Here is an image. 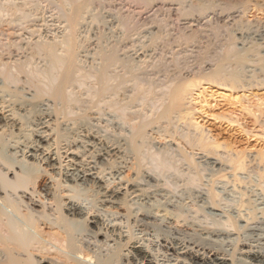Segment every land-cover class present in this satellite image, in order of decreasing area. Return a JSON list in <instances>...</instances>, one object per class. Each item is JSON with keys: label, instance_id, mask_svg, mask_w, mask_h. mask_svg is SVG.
Returning <instances> with one entry per match:
<instances>
[{"label": "bare ground", "instance_id": "1", "mask_svg": "<svg viewBox=\"0 0 264 264\" xmlns=\"http://www.w3.org/2000/svg\"><path fill=\"white\" fill-rule=\"evenodd\" d=\"M43 1L55 4L57 13L34 16L41 0H0V25L32 22L13 28L4 42L0 37V264H159L155 253L139 246L134 227L160 230L163 253L190 264H264V153L221 150L195 118L193 102L212 108L208 96L215 93L206 91L217 86L238 106L221 117L246 135L264 137V93L258 92L264 74L251 59L244 76L235 75L219 64L222 50L211 49L210 32L197 36L220 12L183 16L188 34L182 30L177 44L159 53L157 37L145 40L154 16L148 26L144 14L154 7L135 11L125 0ZM261 2L255 11H264ZM97 9L110 15L113 39L97 38L87 67V38L80 36ZM239 39L241 52L256 45L264 56V29ZM83 78L94 80V89L89 84L86 90ZM133 82L144 85L138 91L132 85L129 95ZM255 170L257 180L249 175ZM194 176L203 183L192 184ZM67 198L88 201L90 217L80 222ZM108 214L122 215L129 234L122 222L106 224L101 217Z\"/></svg>", "mask_w": 264, "mask_h": 264}, {"label": "rangeland", "instance_id": "2", "mask_svg": "<svg viewBox=\"0 0 264 264\" xmlns=\"http://www.w3.org/2000/svg\"><path fill=\"white\" fill-rule=\"evenodd\" d=\"M42 2H40V7H39V9H40V11H35L34 13V16H36V14H37V16L40 14L41 15V13H45V16L47 17V16H49V15H51L52 13H57L56 11H54V10H57V8H56V6H55V4H51V3H49V2H45V1H43V0H41ZM110 1V0H109ZM125 1H127V2H129V3H131V4H133V6L131 7L132 8V10H134L135 9V11H140V10H144V11H147V10H151L153 7H154V10L155 11H150L151 13H149V14H144V17H146L144 20H145V23H148L147 25L149 26L150 25V22L152 21V17H153V21L151 22V25L149 26V27H151L152 29H154V31L151 29V28H149V30L150 31H152L155 35H152V33L151 34H149V30H147V33H146V35H147V38H145V40L146 39H148L150 42L151 41H153V40H155L156 39V37H157V39H156V44L158 43V46H156V44L155 45H153L155 48L157 47V50H159V53L160 52H162L161 51V49L163 50V49H165L166 48V46L168 47V46H170L171 44H173V45H175V44H177V40H180L179 38V35L181 36L182 35V30H185V26H184V22L183 21H186V19H184L185 17H187V16H189L190 17V15L191 16H193V15H196V14H204V15H211V16H213L212 14L213 13H219L220 12V17L219 18H214L213 19V21L211 20H209L208 22H207V27L210 25V28L209 29H207L206 31H201V33L199 32V33H197V36H198V34H202L203 33V35H204V33L207 35L209 32V34L208 35H210L209 37H211L210 38V40H209V43L210 42H212V44L213 45H211L212 47H211V49L213 50V46H214V52H218L219 51V49H216V48H221L220 49V51H221V60H219L220 62H219V64L220 65H224L227 69H228V71L230 70V72H234V74L235 75H242V76H244V74H245V72H244V70H243V67L245 68V66H248V64H250L251 63V59H252V61H254L255 62V64L259 67V69H260V72L262 73V74H264V56H261V54L263 53L262 51H263V48H260V47H258V46H256V45H253L254 47L253 48H249L250 50H248L247 52L246 51H243V52H241L239 49H238V46H239V44H238V42L237 41H240L241 39H239L238 40V38L240 37V33L244 36V35H246L247 33H249V32H251V31H254V29L256 30H259V29H264V11L263 12H258V11H255L256 10V6L258 5V4H260V3H262L261 2V0H139V2H138V0H125ZM137 1V2H136ZM112 2H114V0H111V3ZM46 3V4H45ZM139 3H140V6H139ZM44 4H45V6H44ZM138 6H137V5ZM50 5H52V6H50ZM135 5V6H134ZM142 5H143V7H142ZM112 6H113V4H112ZM152 6V7H151ZM45 7V8H44ZM160 7V8H159ZM164 7V8H163ZM56 8V9H55ZM157 8V9H156ZM195 9V10H191V9ZM38 9V10H39ZM137 9V10H136ZM164 9V10H163ZM166 9H168V10H166ZM189 9V10H188ZM251 9V10H250ZM50 10V11H49ZM97 10H99V12H98V14H97V11H95V13L96 14H94V11H93V14H91V16L89 17V19H88V22H89V24L88 25H86V28H84V31L82 32V34H81V36H83V37H81L80 36V38H83V39H85V38H87V39H85V40H83V43L85 44V45H87V49H85V54H89L90 55V53L92 54V55H88V59L86 60L87 62V64H86V66L88 67V66H90V65H88V64H91V63H89V62H91L92 61V56H94L93 54H95L96 52V49L98 50V45H99V43H98V41H99V39L101 38V37H105V38H101V40L100 41H102V42H104V41H106L107 40V38L109 39L111 36H112V30L110 29V31H111V33L109 32V28L110 27H107L108 26V24H109V20H111V18H110V15H109V17H108V13H106V12H101V10H103V9H97ZM171 10H173V11H171ZM176 10V11H175ZM188 10V11H187ZM191 10V11H190ZM198 10H199V12H198ZM239 10V12L238 13H235V14H239V16H236L235 18H232V19H230V17L229 16H231L232 14H234V12L235 11H238ZM263 10H264V8H263ZM53 11V12H52ZM58 11V10H57ZM123 11H125V13L127 14L128 13V11H126L125 10V8H124V10ZM162 11V12H161ZM193 11V12H192ZM248 11H250V12H248ZM39 14H38V13ZM155 13V15H154V13ZM157 12V13H156ZM171 12V13H170ZM173 12V13H172ZM175 12V13H174ZM177 12V13H176ZM190 12H192V13H190ZM196 12V13H195ZM51 13V14H50ZM102 13V14H101ZM103 13H106V14H103ZM122 13H124V12H122ZM121 13V14H122ZM129 13H131V12H129ZM128 13V14H129ZM104 17H102L101 15ZM116 14H117V16H118V14H120L119 12H116ZM131 14H133V13H131ZM166 14V15H165ZM188 14V15H187ZM190 14V15H189ZM241 14V15H240ZM39 15V16H40ZM93 15H95V16H93ZM133 15H136V14H133ZM187 15V16H186ZM98 16H99V18L100 19H98ZM156 16V17H155ZM158 16L160 17V19L158 18ZM183 16H185V17H183ZM91 17H94L96 20V22L94 21V18H91ZM148 17V18H147ZM104 20H102V19ZM165 18V19H164ZM168 19V21H167V19ZM169 18H170V20H169ZM175 18V19H174ZM180 18H182V19H180ZM8 18H6L5 17V20H7ZM165 20V22H164V20ZM179 19H180V21H179ZM227 19V20H226ZM57 20V19H56ZM106 20V21H105ZM143 20V21H144ZM157 20V21H156ZM159 20V21H158ZM173 20V21H172ZM55 21V20H54ZM92 21H93V23H92ZM97 21H99V22H97ZM155 21V22H154ZM214 21H216V22H214ZM219 21V22H218ZM4 22H6V21H2V25H0V26H2V27H0V32H2V33H0V37L2 36V41L4 42V40L6 41V39L8 38V35H9V33L10 32H12L13 30V28L14 29H18V31H20V30H22L23 28H24V25L26 24L27 26H28V24L29 23H32L31 21L27 24V23H25L23 26H21L20 27V24L18 25L17 23L15 24V25H11V26H9L10 24L8 23L7 24V22H6V24H4ZM56 22V23H55ZM54 22V24H55V26L57 25V24H59L57 21H55ZM87 22V23H88ZM159 22V23H158ZM167 22H168V24H167ZM211 22V23H210ZM37 23H41L42 24V22H37ZM101 23V24H100ZM106 23V24H105ZM154 23H156V24H154ZM172 23V24H171ZM182 23V24H181ZM49 24H53V22H50ZM93 24H94V26H93ZM102 24H105L104 26L102 25ZM163 24V25H162ZM171 24V25H170ZM173 24H174V26H173ZM178 24V25H177ZM22 25V24H21ZM26 25H25V27H26ZM30 25V24H29ZM92 27H91V26ZM100 25V26H99ZM156 25H158V26H156ZM162 25V26H161ZM219 25V26H218ZM9 26V28H7ZM55 26H53V28H55ZM110 26V25H109ZM152 26H155V27H152ZM167 26V27H166ZM180 26V27H179ZM23 27V28H22ZM49 27V29H52L51 28V26H48ZM2 28V29H1ZM3 28H4V30H3ZM7 29V31H6V29ZM20 28V29H19ZM100 28V29H99ZM160 28H162V30L160 29ZM174 28V29H173ZM180 28H181V30H180ZM206 28V27H205ZM16 29V30H17ZM148 29V28H147ZM167 29V30H166ZM177 29V30H176ZM179 29V30H178ZM26 30V29H25ZM98 30V31H97ZM105 30V31H104ZM107 30V31H106ZM164 30V31H163ZM173 30V31H172ZM188 29H186L184 32L186 33V34H188V32L189 31H187ZM3 31L6 33V34H4L3 33ZM155 31H156V33H155ZM167 31V32H166ZM170 32V34H169V32ZM176 31V32H175ZM88 32H89V34H88ZM98 32H100L99 34H97ZM106 32V33H105ZM108 32V33H107ZM162 32V33H161ZM171 32H172V34L173 35H171ZM212 32V33H211ZM85 33V34H84ZM8 34V35H7ZM102 34H103V36H102ZM107 34V35H106ZM110 34H111V36H110ZM157 34V35H156ZM166 34V35H165ZM178 34V35H177ZM212 34V35H211ZM91 35V36H90ZM169 35H171V36H169ZM183 35H184V33H183ZM5 36H7L6 38H5ZM87 36V37H86ZM97 36V37H96ZM107 36V37H106ZM148 36H149V38H148ZM151 36V37H150ZM159 36H161V37H159ZM162 36H163V38H162ZM177 36V38L175 39L174 37H176ZM99 37V39H97ZM113 37V36H112ZM111 37V41H112V38ZM166 37H169V38H166ZM208 37V36H207ZM206 37V38H207ZM208 37V38H209ZM216 37H218V38H216ZM152 40H151V39ZM161 40H160V39ZM1 39H0V42H1ZM91 39V40H90ZM159 39V40H158ZM167 39V40H166ZM174 39V40H173ZM214 39H216V40H214ZM219 39V40H218ZM225 39H227V40H225ZM229 39V40H228ZM97 42H96V41ZM147 40V41H148ZM164 40V41H163ZM171 40V41H170ZM212 40V41H211ZM221 40V41H220ZM86 41V42H85ZM90 41V42H89ZM157 41H161V42H157ZM165 41H167V42H165ZM172 41H176V42H172ZM218 41H220V42H218ZM89 42V43H88ZM154 42V43H155ZM166 44H165V43ZM172 42V43H171ZM216 42H217V44H216ZM98 43V44H97ZM149 43V42H148ZM162 45H160V44ZM169 45H168V44ZM171 43V44H170ZM175 43V44H174ZM222 43V44H221ZM211 44V43H210ZM164 45H166V46H164ZM172 45V46H173ZM92 46V47H91ZM172 46H170V47H172ZM205 46H206V43H205ZM207 46H210L208 43H207ZM163 47H165V48H163ZM89 48H90V50H89ZM92 48V49H91ZM95 48V49H94ZM160 48V49H159ZM207 48V47H206ZM209 48V47H208ZM167 49H169V47L167 48ZM167 49H165V50H163V53H164V51H166ZM210 48H209V51H211L212 52V50H211ZM215 49L217 50V51H215ZM87 50V51H86ZM1 51V50H0ZM90 51V52H89ZM95 52V53H94ZM211 54V53H210ZM214 53H212V55H213ZM219 54L217 55V56H219ZM169 55V54H168ZM211 55V56H212ZM216 55V54H215ZM214 55V56H215ZM90 57H91V59H90ZM213 57V56H212ZM216 57V56H215ZM215 57H213V58H211L212 60L214 59L215 60ZM90 59V60H89ZM93 62V61H92ZM244 72V73H243ZM241 76V77H242ZM90 78V77H89ZM87 79V78H85L86 79V81L84 80V78H83V81L82 82H84V84L86 83L87 84V86H84V88L86 87L87 89L86 90H89V89H91V86L93 85L94 87H95V83L92 81V79L90 80V79ZM263 78V77H262ZM89 80V81H88ZM89 82V83H88ZM132 83V82H131ZM131 83H129L128 84V88L130 89V87H132L133 89H130L129 91H127V93L130 95H132V93H130V92H132V90H133V93L135 92L134 90L136 89V88H138L137 89V91L139 90V87L140 88H142V84L143 83H141V85L138 83V84H136V83H134V84H131ZM85 84V85H86ZM91 86H90V85ZM130 85V86H129ZM132 85H137V87L134 89V87L132 86ZM139 85V86H138ZM144 85V84H143ZM90 88H89V87ZM92 86V87H93ZM208 86V85H207ZM94 87H93V89H94ZM83 88V89H84ZM89 88V89H88ZM143 89H144V86H143ZM142 89V90H143ZM85 90V91H86ZM84 91V90H83ZM84 91V92H85ZM206 92H209L210 94L211 93H215L214 95H213V97H210V96H208V99H209V101L213 104V106H212V108L211 107H209V109L207 108V107H201L200 105H202L201 103H200V99H198V100H196V101H194L193 102V106H194V108L196 107V109H198V111L196 110V112H195V115H196V120L198 121V122H200V125H202L203 123V125H202V129H204V128H206L207 129V132H209V134H211V137L213 138L214 137V140H216V142H218V143H220L223 147L222 148H220L221 150H223V151H229L230 153H234V154H238L239 152V154H241V151H244L245 153H242L243 155H247L248 153L249 154H253V155H255V156H257L258 157V153H259V155L260 154H263L264 153V137H261V138H256V137H254V136H249V135H246V134H244V133H242L241 132V130L237 127V126H231V125H229L226 121H225V119L223 118V117H221V116H225V115H229L232 111H234V110H238V106H237V104H233V103H231V101H233L232 100V93L230 92V91H226V90H223V89H219L217 86H210L209 88H208V90L206 91ZM259 93L260 92H262V93H264V89H262V90H259L258 91ZM87 93V92H86ZM208 93V94H209ZM209 94V95H210ZM224 94V96H222ZM80 94H78V95H74V96H79ZM134 95V94H133ZM234 95H237L236 93L234 94ZM263 95V94H262ZM226 96H227V98H226ZM230 96V97H229ZM81 97H88L86 94H85V96H81ZM229 97V98H228ZM232 97V98H231ZM262 97H264V95L262 96ZM130 99V98H129ZM231 99V100H230ZM127 101V100H126ZM125 101V102H126ZM153 101H157V99L156 100H153ZM125 102H121L120 104L121 105H123L124 106V103ZM196 102V103H195ZM234 102V101H233ZM196 105H195V104ZM126 104V103H125ZM123 106L122 107H120V109H121V111L123 110ZM192 106V107H193ZM236 106H237V108H236ZM139 109V108H138ZM133 110H137V107H135ZM202 110V111H201ZM236 110V111H237ZM200 111V112H199ZM205 111V112H204ZM0 112H1V109H0ZM145 113L147 112V110L146 111H144ZM150 113L151 112H149L148 114L150 115ZM197 113V114H196ZM221 113V114H220ZM226 113V114H225ZM217 114V115H216ZM224 114V115H223ZM216 116H219V117H216ZM247 117H249L250 118V116L248 115ZM90 118V117H89ZM198 118V119H197ZM222 118V119H221ZM262 119H264V109L261 111V115H260V120H261V122H263L264 120H262ZM90 120H91V118H90ZM250 120V119H249ZM2 122V121H1ZM93 122V121H92ZM97 122V121H96ZM204 127V128H203ZM210 129H212V130H210ZM191 133H194V131L192 132L191 131ZM196 133V132H195ZM231 147V148H230ZM225 148H229L228 150L227 149H225ZM0 149H1V145H0ZM233 149V150H232ZM237 150H238V152H237ZM246 150V151H245ZM233 151V152H232ZM155 160H158L157 158L155 159ZM173 168H175L176 170H179L180 171V169L176 166H172ZM178 168V169H177ZM175 169H173V170H175ZM175 170V171H176ZM182 170V169H181ZM188 170H184V172H187ZM48 172H50L51 173V171H48ZM256 173V170L254 171V173H252V174H249V175H252L251 177H252V179H259V176L257 175V173ZM192 175H194V174H192ZM205 175V174H204ZM242 175V174H241ZM196 176V175H195ZM194 176V177H195ZM243 176L245 177H247V174H243ZM201 177V176H200ZM200 177H198L197 176V178L196 179H198V180H195L197 183H192V184H194L195 186H198V185H201L202 183H203V181L202 182H200V180L199 179H201ZM203 177V176H202ZM182 184V183H181ZM191 184V185H192ZM194 185H192V186H194ZM194 186V187H195ZM180 188V189H179ZM178 189L179 190H184V187L183 186H181V187H179ZM255 189H256V187H255ZM233 195H237V194H233ZM233 195L230 197V198H234V199H236L237 198V196H236V198H235V196L233 197ZM66 201V203L68 204V207H70V208H72V210H74V212H76V215H77V217H78V220L81 222V220H82V222L84 221V219H88L89 217H90V204H89V202L88 201H86V200H84L83 198H80V201L76 198H67V199H65ZM187 202H189V200L187 199L186 201H185V203L184 204H187ZM230 204V203H229ZM187 206H189V208L191 209V208H193V211H194V209H196V207L195 206H193V205H191L190 203L189 204H187ZM37 209L38 210H41L40 208H38L37 207ZM137 211V210H136ZM89 212V213H88ZM110 214H108V215H102V217L101 218H103V220L104 221H106L105 223L106 224H110V225H114V224H120L121 222H122V231L124 232V235H128L129 234V229H128V227H127V224H126V219L124 218V217H122V215H119V214H115V215H110ZM107 216V217H106ZM133 231H134V234H136V236L138 237V239H140V243H139V246H142V247H144V249L145 250H148V251H152L153 253H155V255L157 256V258H158V260H159V264H190L189 263V261H185V260H183V258L182 257H180V258H177V256H175L174 254H172L171 252H168L167 254H165V253H163L164 252V247H165V243H164V240L162 239L163 237H159V235H158V233H162V232H160V230H159V232L158 233H155V232H157V231H153V229H151L150 231H142L141 230V228H139V227H134L133 228ZM101 240H102V237L100 238ZM109 244H110V246L111 247H116V243H115V241H109L108 242ZM150 248V249H149ZM255 250H257V249H255ZM161 251V252H160ZM157 252V253H156ZM47 264H56V263H54V262H52V261H48V262H46ZM257 263V262H256ZM251 264H253V263H251Z\"/></svg>", "mask_w": 264, "mask_h": 264}]
</instances>
